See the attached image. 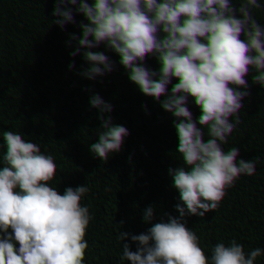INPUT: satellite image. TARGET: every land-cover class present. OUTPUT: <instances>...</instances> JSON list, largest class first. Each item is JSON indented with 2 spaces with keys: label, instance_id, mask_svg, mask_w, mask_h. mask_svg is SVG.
Instances as JSON below:
<instances>
[{
  "label": "trees",
  "instance_id": "16d2710c",
  "mask_svg": "<svg viewBox=\"0 0 264 264\" xmlns=\"http://www.w3.org/2000/svg\"><path fill=\"white\" fill-rule=\"evenodd\" d=\"M0 264H264V0H0Z\"/></svg>",
  "mask_w": 264,
  "mask_h": 264
}]
</instances>
